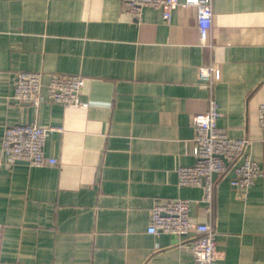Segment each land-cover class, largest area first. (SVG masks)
<instances>
[{
  "label": "crops",
  "instance_id": "obj_1",
  "mask_svg": "<svg viewBox=\"0 0 264 264\" xmlns=\"http://www.w3.org/2000/svg\"><path fill=\"white\" fill-rule=\"evenodd\" d=\"M220 68L218 125L248 137L263 168L247 192L217 176L214 203L179 186L194 164V114L209 107L200 68ZM44 74L38 106L13 98L18 71ZM55 73L85 77V107L48 99ZM264 0H213L206 44L196 7L137 19L120 0H0V264H195L193 238L150 233L156 202L184 197L212 223L224 264H264ZM52 126L57 164H9L4 126Z\"/></svg>",
  "mask_w": 264,
  "mask_h": 264
},
{
  "label": "built area",
  "instance_id": "obj_2",
  "mask_svg": "<svg viewBox=\"0 0 264 264\" xmlns=\"http://www.w3.org/2000/svg\"><path fill=\"white\" fill-rule=\"evenodd\" d=\"M126 12L139 19L147 7L160 9L165 21L171 19L179 5L194 6L198 12V29L204 44L209 39L213 24V0H120ZM220 68L209 65L200 68L202 84L209 88V107L194 114L195 162L179 168V186H200L202 198L196 203H214L216 177L233 168L232 185L240 192H247L263 175L262 165L248 152V137H231L226 128L218 125L220 112L214 95V86L220 79ZM85 77L73 73H55L47 84L48 99L66 107H85L82 91ZM13 98L38 106L45 100L44 74L36 71H18L14 80ZM259 123L264 128V103L259 107ZM52 126L33 123H15L4 126L2 153L7 163L26 162L32 166L57 164L58 159L46 154L45 145ZM217 174L216 177L214 175ZM192 201L188 198H170L156 202L151 210L148 232L168 233L178 238H193L195 264H224L217 248V232L212 223H199L191 218ZM3 225L0 223V237Z\"/></svg>",
  "mask_w": 264,
  "mask_h": 264
},
{
  "label": "water",
  "instance_id": "obj_3",
  "mask_svg": "<svg viewBox=\"0 0 264 264\" xmlns=\"http://www.w3.org/2000/svg\"><path fill=\"white\" fill-rule=\"evenodd\" d=\"M216 176H217V174L214 175V177H216Z\"/></svg>",
  "mask_w": 264,
  "mask_h": 264
}]
</instances>
